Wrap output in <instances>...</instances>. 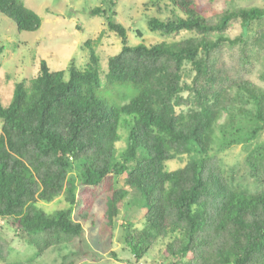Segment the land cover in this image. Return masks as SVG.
Masks as SVG:
<instances>
[{
    "label": "trees",
    "instance_id": "trees-1",
    "mask_svg": "<svg viewBox=\"0 0 264 264\" xmlns=\"http://www.w3.org/2000/svg\"><path fill=\"white\" fill-rule=\"evenodd\" d=\"M169 2L182 15L150 17L148 29L194 35L129 45L113 10H91L120 38V50L107 59L104 83L134 86L128 102L108 104L99 94L98 57L90 40L84 42L90 55L82 70L72 61L65 77L41 61L29 85L15 84L9 105L0 102V218L38 253L81 237L82 224L72 218L77 205L79 219L88 221L101 198L104 225L110 227L117 203L133 188L145 205V226L124 233L135 260L158 238L174 235L167 252L182 264H264V139L256 142L264 130V88L246 78L253 62L243 34L226 35L234 21L246 28L264 18V6L207 16L197 0ZM0 13L18 31L41 25L22 0H0ZM225 51L233 57L229 61ZM186 66L189 82L183 81ZM121 118L128 131L117 153ZM235 145L245 149L253 188L224 173L218 153ZM183 155L182 167L166 168V161ZM73 166L83 185L78 195L68 176ZM121 176L124 186L115 188ZM61 195L66 208L50 214L37 206ZM8 247L0 237V259Z\"/></svg>",
    "mask_w": 264,
    "mask_h": 264
},
{
    "label": "rangeland",
    "instance_id": "rangeland-1",
    "mask_svg": "<svg viewBox=\"0 0 264 264\" xmlns=\"http://www.w3.org/2000/svg\"><path fill=\"white\" fill-rule=\"evenodd\" d=\"M26 7L33 10L40 18L41 25L35 31H18L15 23L0 13V102L7 107L13 98L14 86L19 82L29 85L39 73L40 62L44 61L51 71H64L67 77L72 61L77 69L82 70L89 60L90 48L84 45L90 40V46L98 57L101 88L99 94L108 104L121 105L135 95L136 89L129 84L107 86L104 74L107 70V59L121 48L120 38L110 31L106 18L91 13L92 8L100 7L111 15L127 30V43L135 45L143 42H178L191 32H180L177 35H161L150 31L147 20L157 17L164 20L182 15L175 10L169 0H22ZM205 7L207 16H212L223 9L257 6L263 7L264 0H197ZM142 32V37L136 35ZM243 34L246 41L245 50L252 55V66L246 78L264 88V18L242 28L238 21L231 23L226 35L233 38ZM236 52H233L235 55ZM231 54L225 51L224 60L229 61ZM232 57V56H231ZM233 58V57H232ZM183 81L189 82L192 72L184 69ZM180 109L177 108V111ZM2 120L0 119V128ZM127 128L123 118L119 128L117 153L125 146ZM264 139V130L256 142ZM226 176L233 183H240L253 188L254 183L244 163L245 149L241 145L232 146L218 153ZM187 161L186 155L165 162L168 170L182 167ZM69 179L75 182V193L79 194L83 185L79 170L73 166ZM123 177L115 179L114 187H123ZM37 206L46 213L66 208L68 204L64 195L51 202H38ZM118 212L106 227L104 220L105 201L99 198L93 206L89 220L78 217V205L74 207L72 218L82 224L81 237L68 245L50 247L41 254L28 244L8 223L0 218V237L8 242L7 255L0 259V264H172L180 259L167 252V244L173 236L158 238L151 249L140 260H135L124 243L126 228L142 229L145 226V205L140 193L129 188L126 196L117 203ZM180 261L179 264L181 263ZM178 264V262H176Z\"/></svg>",
    "mask_w": 264,
    "mask_h": 264
}]
</instances>
